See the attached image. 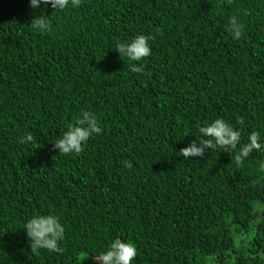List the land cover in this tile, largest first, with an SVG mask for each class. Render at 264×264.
I'll use <instances>...</instances> for the list:
<instances>
[{
	"label": "trees",
	"instance_id": "1",
	"mask_svg": "<svg viewBox=\"0 0 264 264\" xmlns=\"http://www.w3.org/2000/svg\"><path fill=\"white\" fill-rule=\"evenodd\" d=\"M38 13L0 0V264H97L117 237L133 264H264V151L240 168L222 149L179 153L217 118L264 142V0H82L46 9L45 34ZM137 34L151 55L133 72L114 42ZM83 110L101 133L60 155ZM34 214L59 216L62 252H31Z\"/></svg>",
	"mask_w": 264,
	"mask_h": 264
},
{
	"label": "clouds",
	"instance_id": "2",
	"mask_svg": "<svg viewBox=\"0 0 264 264\" xmlns=\"http://www.w3.org/2000/svg\"><path fill=\"white\" fill-rule=\"evenodd\" d=\"M82 0H28L32 10H39L31 20V28L40 34L51 32L52 24L50 17L44 14L45 10L51 8L53 13L62 12L67 8L80 7ZM229 28L234 40H239L243 34L244 25L238 23L236 17L229 20ZM150 37L137 34L129 40L114 42L115 51L119 57H125L130 62L133 72H139L142 65L139 62L151 55L149 44ZM196 132L199 139H195L190 145L179 151L180 155L189 160L193 157H203L206 150L222 149L233 152L232 163L240 168L246 158L253 151H264V142L260 140L258 131H251L247 135V142L241 141L240 130L231 126L222 118H217L203 126H197ZM101 133L99 121L93 113L83 110L75 118L74 123H69L66 130L59 136L52 146L59 150V154H78L92 135ZM31 134L20 137V142L32 141ZM124 167L131 168L128 161H123ZM258 171L264 173V160L259 162ZM23 231L29 241L32 253L46 250L49 253H60L63 249L59 246L65 239V226L61 223L58 215L34 214L23 224ZM137 255L136 246L132 242H125L117 237L110 244L91 259L97 264H133Z\"/></svg>",
	"mask_w": 264,
	"mask_h": 264
}]
</instances>
